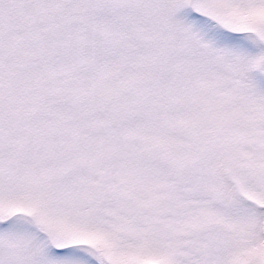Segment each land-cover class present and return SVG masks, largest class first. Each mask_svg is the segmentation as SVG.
<instances>
[{
	"label": "snow or ice",
	"instance_id": "6c2138e0",
	"mask_svg": "<svg viewBox=\"0 0 264 264\" xmlns=\"http://www.w3.org/2000/svg\"><path fill=\"white\" fill-rule=\"evenodd\" d=\"M0 264H264V0H0Z\"/></svg>",
	"mask_w": 264,
	"mask_h": 264
}]
</instances>
